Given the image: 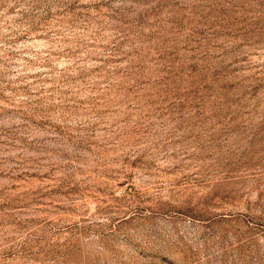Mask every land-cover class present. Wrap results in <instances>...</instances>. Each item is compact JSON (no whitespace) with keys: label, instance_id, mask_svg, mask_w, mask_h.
<instances>
[{"label":"rangeland","instance_id":"obj_1","mask_svg":"<svg viewBox=\"0 0 264 264\" xmlns=\"http://www.w3.org/2000/svg\"><path fill=\"white\" fill-rule=\"evenodd\" d=\"M0 264H264V0H0Z\"/></svg>","mask_w":264,"mask_h":264}]
</instances>
